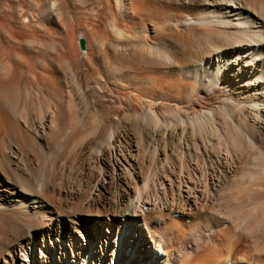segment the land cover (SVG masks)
<instances>
[{
    "label": "rangeland",
    "instance_id": "rangeland-1",
    "mask_svg": "<svg viewBox=\"0 0 264 264\" xmlns=\"http://www.w3.org/2000/svg\"><path fill=\"white\" fill-rule=\"evenodd\" d=\"M108 1L112 10L118 13L119 10L114 7L115 1ZM164 1L159 2L163 6L174 8L176 14L180 13L179 15L183 16L180 22L170 19H165L168 22H163V18H161L162 21L160 19L153 21L145 17L143 21L145 23H137L142 17H136L132 11L126 16L127 18L124 17L122 24L126 27L141 24L136 27L139 31L141 29L140 34L148 32L147 35L157 42L156 45H163L170 52L174 51L172 55L183 61H190V58L195 56L196 52L199 53V50L197 47L181 48V33L185 37L191 35L189 38H195L198 33L204 35L207 33L203 28L201 30V25L194 22L193 14L198 10L202 12L206 6H201L199 0H196L197 2L194 0L193 4L196 3V7L194 10H189L186 6L181 7L180 4H176L175 0L170 1L172 4L168 5ZM243 1L250 10L252 1ZM1 3L3 6H1L2 9L0 8L1 22L5 20L14 28L19 27L20 30L26 28L25 32L32 31L31 36L34 33L31 38L29 37L28 43L26 41L24 43L28 45L26 52L37 55L39 52L46 51L45 53L48 54L45 59H41L40 64L38 61V70H47L48 74L52 71L55 74L59 70L56 75H61V79L65 82L70 77L66 55L68 53V56L76 55V64L79 63L76 67L78 76L75 82L73 80L66 82L67 89H71L72 100H70L75 104L73 115H71L69 98L65 96L66 94L62 97L64 99L62 123L55 113L57 109L55 100L52 98L47 100L40 96L36 98L33 95L32 104L22 98L28 107V113L24 115L26 118L21 120L18 116L19 118L17 117L14 121L18 122L15 124L18 127L21 126L25 133L26 138H23L22 143L8 137L7 132L0 130V143H2L0 146H3L0 147V179L8 180L10 191H12V194L5 196L0 189V215L5 214L8 220L13 221V213L21 214L19 209L26 212L33 211L31 201L35 200V210L39 211L43 217L37 219L39 227L26 226L17 230L20 236L24 235L23 250L28 257L30 256L32 264H112L113 261L115 264H123V262L144 264L150 259L154 264L156 257L151 254L153 249L148 244L161 246V250L168 257L161 256L168 259L169 264L174 261V264H180L182 256H189L191 261L209 254L211 251H208V247L206 251L201 247L203 243L210 246V249L216 250L217 258L215 257L212 264L216 262L225 264L227 260L228 264L232 262L233 264L238 262L259 264L264 260V258L262 260L258 258V262L256 259L258 252L254 249L255 240L252 236L255 233L263 232L264 234L262 231L264 189L261 186L257 188L256 185H252L253 190L250 195H253H249L250 198L245 197V203L236 208L233 205L235 203L232 204L236 197L232 194L241 186L240 180L245 177L248 179L244 172L248 168L260 172L256 174L257 177L249 181L254 184L258 181H260L258 183H264V135L258 136L252 144L253 147L251 146L248 153L240 159L237 153L228 151L227 154L223 145V138L228 127V124L224 123L225 119H229L228 122L232 124L235 123L231 122L224 107L221 109L224 112L222 114H226V118L217 119V122L214 120L213 125L211 124L214 122L205 124L203 121L206 126L203 125L201 130L196 128L195 131L194 127L192 129L193 125L191 126L188 121V117L203 110L202 106H206L208 110L217 106L216 109L219 111L222 99L234 100L233 92L236 93L237 89L239 90L237 85L239 82H231L233 88L229 87L227 78L231 80L234 78L227 73L232 70L224 71L225 73L219 72L216 83L208 87L202 78L200 79L199 74L208 67L204 57L199 61L191 62L192 64L179 66L180 71H188L189 84L175 89L173 100L159 98L155 101L157 102L155 114L157 113L159 122L152 124L150 118L144 114L143 105L137 102V97H142L137 87L146 84L141 82L142 73L124 71L122 66L113 64L114 69L118 68L117 70L121 72L112 74V62L109 61V65L106 66L103 61L106 58L101 57L105 53L108 57L110 54L103 37L109 32L106 17L100 13L103 0H1ZM186 13L192 17L187 24H183L182 21L187 17ZM253 20L254 18L250 20L252 22L244 24H255ZM235 22V19L230 21V23ZM33 29L38 31L33 32ZM262 29V26L257 29L251 27L253 32ZM218 30L220 29H213L214 32ZM225 30L228 29H224L226 33ZM229 30L234 31L233 28ZM157 34L163 38L161 42L157 41L160 38L155 36ZM79 38L84 40V48H80ZM230 47L222 48V54L229 58L234 56L236 49ZM262 49L264 50V44ZM98 52H100L99 55ZM213 57L214 55H211V58ZM90 58L96 64H93ZM261 61H264V55ZM4 68L0 66V77H3L6 72ZM162 69L163 73H176L178 70H173L172 67ZM195 71L198 73L196 77L190 78V75L196 73ZM64 76H67L66 80ZM133 76L136 79H133ZM27 83L34 89L36 86L39 87L38 90L41 89L44 93L47 90L48 92L57 90L50 85L39 86L31 77H28ZM249 88V92H252L253 87ZM134 96L136 98H133ZM154 97L156 98L157 95ZM170 109L177 112V115L181 113L179 118H182L180 123L177 121L173 129L172 124H167L172 119L169 117L171 114H165L169 113ZM18 140L21 139L18 137ZM21 178L28 184L22 183ZM227 198L229 201L232 200L231 207L227 203L229 201L226 202ZM125 206L136 208L137 212L141 211L142 214L139 218L142 220L145 239L143 235L140 237L139 246L142 248L137 250L135 248L131 251L132 245L126 240L127 229L123 226L125 221L121 216ZM175 214H179V217H175ZM184 217L190 218V222H185ZM244 218L246 228H243L240 222ZM194 221H197L196 224ZM186 226H191L192 229L189 230ZM11 227L6 226L3 230L0 229L4 231L5 234L3 233L2 237L5 236L6 241L15 237L16 231ZM228 227H232L230 233L228 232L230 241L227 240L225 244L223 242L226 240L223 241L217 234ZM132 231L136 237L138 233H135V229ZM237 235L246 237L238 245L235 239L241 237ZM191 249L194 250L193 253L189 252ZM240 257L243 260H240ZM15 258L18 260V257ZM6 260L11 264L10 256Z\"/></svg>",
    "mask_w": 264,
    "mask_h": 264
},
{
    "label": "bare ground",
    "instance_id": "bare-ground-1",
    "mask_svg": "<svg viewBox=\"0 0 264 264\" xmlns=\"http://www.w3.org/2000/svg\"><path fill=\"white\" fill-rule=\"evenodd\" d=\"M100 1H102V0H100ZM114 1H115L114 7H116V9L119 10L118 13H115L112 10V7L110 6L108 0H103L102 11H100L101 14H104L103 16L106 17L105 20H107V22H108L109 32L104 34L103 37H104V41H105V43H106V45L110 51V54L107 52L109 54V57L106 53L103 54L101 57L106 58V60L105 59L103 60V61H105L104 63L106 66L109 65V61H110V62H112V65L114 64L116 66H122V70H124V71L128 70L131 72L142 73L143 80L141 79V82L143 81V83H146V84L145 85L141 84V86L137 85L138 86L137 87L138 92H139L140 96H142L141 98L137 97V102H139L141 105H143V107L145 109L144 114L150 118L152 124H153V122L155 124H158V122H159L158 116L156 115L157 113L155 114V112H157L155 109L157 102L155 103V101L159 98L165 99V100H173L174 94H175V89H177L178 87H185L189 84V82H188V78H189L188 71H186V72L182 71V70L180 71V69H178L179 66L186 65V64L191 63V62L199 61L201 58L204 57V59L207 62L208 67L205 70L201 71V73H199V74H200V79L202 78V81H204L205 84L208 85V87L209 86L211 87L212 83L213 84L216 83V78H217V75L219 74V72L232 70V71L228 72L227 74L231 75L234 78V80H231L228 77L227 83H229V85H230V86L229 85L228 86L231 87V84H230L231 82H234V81H236V83H237V81L239 82V84H237L239 87V90L237 89L236 93L233 92L235 94L234 100L222 99L221 106H219V108H218L219 111L216 109L217 106L216 107L214 106V108H212L210 110H208L206 106H202L203 110H199L198 114H194L192 117H188V121H189V123H191L190 124L191 126L193 125L192 129L194 127V130L196 131V128L198 130H201V127H203V125H205L207 123L209 124L210 122L212 123V122H214V120L216 121L217 119H225L226 114H228L231 122H233V123L235 122V123L232 124V123H230V121L228 122L229 119L228 120H227V118L225 119L226 121L224 123L226 125L228 124V127H227V133L223 138V141H224L223 145H225L224 148L227 151V154H228V151H231L232 153L233 152L237 153V157L239 156L240 159H242L243 155L245 153L246 154L248 153L247 151H249L250 147L255 142L257 137L258 136L261 137L262 135H264V61L263 62L261 61V57L264 55V53H263L264 50L262 49L263 44H264V0H251L252 1V7L250 10L244 4L243 0H199V3H200L199 5L206 6V7L202 10V12H200L199 10L196 11V9H195L196 12L193 11V12H195V13H193L195 18L194 17L193 18H194V22H197V24L201 25L200 26L201 30L203 28L205 30V32H207V33H205V35L198 33L195 38H189V36L191 37V35H189L188 37H185V35H182L183 33H181V38H182L181 39L182 42L180 41L181 42V45H180L181 48L183 47V48L190 49V48H196L197 47V49L199 50V53H197V52L195 53V49H194V53H195L194 55L195 56L191 57L190 61H183V59H180L179 57L172 55V53L174 54V51L172 50L173 52H170L169 49H166L165 46H163L162 44H161L162 46L156 45L157 42L152 40L147 35L148 32L144 33V34H142V33L140 34L141 29L139 31V29H136V27L140 26L141 24H138V26L128 25L127 27H126V25L124 26V24H122L124 17L128 16L129 12L132 13V11L134 12V15H136V17H139V18L142 17L141 21H137V23H141V22L145 23V22H143V21H145V17L150 18V20H153V21L155 19L158 21L159 19L161 20V18H163L162 19L163 22L164 21L168 22L169 19L174 20V21L177 20L178 22H180V20H182L183 16L181 17V15H179L180 13L176 14L174 12V8L171 9L170 6L161 5L159 2L160 0H158V1L157 0H114ZM170 1H172V0H166L164 2L166 5H168V4H172ZM175 1H176V4H180L181 7L186 6V8L189 10H194V8L196 7V5H195L196 3L193 4L194 0H175ZM105 2H107L108 4H106ZM191 4H193V5H191ZM1 6H2V3L0 0V8L2 9L3 6L2 7ZM197 6H198V4H197ZM99 7H98V9H99ZM107 10H108V13H106ZM121 10L123 12L120 13ZM99 16H100V14H99ZM190 17H192V16H188V14H187V17L184 19V21H182V23L187 24V22L191 19ZM247 17H249V18H247ZM252 18H254L253 23H255V24H251V25L250 24H247V25L244 24V23L252 22V21H250V20H252ZM165 19H168V20H165ZM234 19L236 20V22L230 23V21L234 20ZM245 19L247 22L245 21ZM6 22H5V20L3 22H1V19H0V66L2 65L5 67L4 69H6V72L3 75V77H0V130H3V132H7L8 137L14 138L15 141H17V142L20 141L22 143V140L25 137V133L20 128L21 126L18 127V125H16V124H18V122L16 123L14 121L18 116L22 120L25 117L24 115L28 113V107L26 106V104L30 103V102L32 104L33 95H35V97L40 96L41 98H44V99L46 98L47 100L49 98H52L53 100H55L56 103H54V102L53 103L56 104L57 109L56 110L54 109V110H55V113L57 115V118H59V121L61 120V123H62L63 118H64V113H63L64 112L63 111L64 110V107H63L64 106V102H63L64 99L62 98L63 94H66L65 96L69 98L68 102L70 103L69 109H70L71 113L75 112L74 111L75 104L73 101H71L72 100L71 99V91H70L71 89H67L68 85H66L67 84L66 82L68 80H73L75 82V80L77 79L76 76H78V75H76L77 74V68L76 67L78 66L79 63L76 64V57H75L76 55H74V56L69 55L68 56L69 53L67 52L68 54L66 56L68 59L66 60V62H67L69 69H70V72L68 71L70 74L69 75L70 77L65 82L61 79V77H60L61 75H56V74H58L59 70L57 73L55 72V74H54V71H52V73L48 74L47 70H44V71L38 70L37 69L38 61L40 64L41 59H45V56L47 57L48 54L45 53L46 51L45 52L42 51L41 53L39 52L37 54L39 56H37V55H31V53L26 52V49H28V45L26 46L24 43H25V41H26V43H28L29 37L31 38L34 33L31 36L30 32H32V31L29 32L27 30V32H25L24 29H26V28H23V30H20L19 27L16 29V27L14 28V26H12V24H10L8 22L6 23ZM129 22H132V21H129ZM159 23H160V21H159ZM161 24H163V23H161ZM249 26H250V28H249ZM259 26H262L263 29L258 30L257 32H253L251 30V27H254L255 29H257ZM194 28H196V27H194ZM214 28H215V30H216V28H218L220 30L214 32L213 31ZM231 28H233L234 31L229 30ZM224 29H228L227 31L225 30L226 33L224 32ZM37 31L36 30L34 31V29H33V32H37ZM196 31H198V30H196ZM103 33H105V32H103ZM35 36H37V35H35ZM155 36L157 38L160 37L157 41L161 42V39H163L158 34ZM100 39L101 38H99V40ZM38 40H35V41H38ZM212 40H214L215 42L213 41V44L211 45L210 43H212L211 42ZM41 41H43V40H41ZM32 42H34V41H32ZM30 43H31V41H30ZM98 43H99V41H98ZM105 43H103L104 47H106ZM164 43H165V41H164ZM31 44H33V43H31ZM43 44H45V43L43 42ZM158 44H159V42H158ZM205 45L207 47H205ZM32 46H34V45H32ZM89 46L90 45H88V47ZM230 46H232V47H230ZM23 47H25V48H23ZM229 47L230 48H234V47L236 48L234 56L231 58L224 56L222 54V48L227 49ZM36 49H34V50H36ZM260 49H262V50L259 51ZM106 50H104V52ZM36 51H38V50H36ZM99 53L100 52H98V55H99ZM175 54H176V52H175ZM211 55H214V57L211 58ZM62 58H63V56H62ZM62 58H60V60ZM90 60L92 62H94L91 58H90ZM187 60H189V59H187ZM66 62H65V64H66ZM92 62H91V64H92ZM83 64H85V63H83ZM93 64H96V62H94ZM53 65L54 64H52V66ZM114 65L111 67L112 70L110 69L113 72V73L112 72L111 73L117 74V73L121 72L120 70H117L118 68L114 69L115 68ZM42 67H44V66H42ZM42 67H41V69H42ZM163 67H167V68L172 67L173 70H177V69L178 70L176 73L175 72L163 73V71H162ZM66 68H67V66H66ZM248 68H251V69H248ZM61 69H62V67H61ZM254 69H255V71H254ZM2 71H3V69H2ZM87 71H89V70H87ZM213 71H214V74H212ZM84 74H85V72H84ZM197 74L198 73L196 72L194 75L193 74L190 75V78L191 77L195 78ZM28 77H31L32 80H35L39 86L50 85L53 88L56 87L57 90L56 91L53 90L52 92H48V90H47V92L44 93L41 89L38 90L39 87H37V86L34 89V88H32V86H29V84L27 83ZM86 78H88V77H86ZM64 79L66 80L67 76ZM133 79H136V78H134V76H133ZM126 80H127V77H126ZM123 81H125V80H123ZM189 81H190V79H189ZM249 87H253L252 92H249V89H250ZM231 88H233V87H231ZM37 92H38V94H37ZM23 93H24V97H23ZM155 95H157L156 98L154 97ZM22 98L26 99V102H27L26 104L24 101L25 99L22 100ZM133 98H136V97L134 96ZM47 106H49V105H47ZM49 107L51 108V106H49ZM221 107H224V109L226 110L225 115L222 114L224 112H222L223 109H221ZM170 110L168 111L169 113L166 112L165 114L166 115L171 114L169 117L172 119L170 122H167V124H172L173 127L171 126V128L173 129L174 125L175 126L177 125V123H178L177 121H179V123H180V121H182L181 120L182 118H179V115L181 113L177 115V112L175 113L173 110H171V111ZM49 111H51V110H49ZM51 112H53V111H51ZM73 113L71 115H73ZM145 115H144V117H145ZM144 121H146V120H144ZM203 121L205 122V124H203ZM218 121H221V120H218ZM213 124H215V122L212 123L211 125H213ZM196 125H197V127H195ZM18 137L21 140H18ZM207 140H209V139H207ZM260 140H262V139H260ZM0 144H2V143H0ZM19 145H20V143H19ZM0 147H3V146H0ZM231 155H233V154H231ZM233 156H236V154ZM259 158H260V155H259ZM234 159H236V158H234ZM244 172H245L246 176H248V179H247V177L241 179L242 181L240 180V182L242 183L241 184L242 187L240 186L241 188L240 187L236 188L237 190L238 189L239 190L238 191L235 190L236 192L234 194H232V195L236 196L235 199L233 197L235 202H233L231 200L232 204L235 203V204H233L235 208L239 207V205L245 203V200H246L245 197H248L251 193V190H253L251 188L252 185H256L255 187H257V188L261 186L264 189V187H263L264 183L263 182L258 183V182H260V181H258V182H255L257 184H254L252 181H249L250 179L251 180L254 179V177L258 173L257 171H255V170L253 171V170H250L248 168ZM20 181L22 183H26L25 179L21 178ZM26 184H28V183H26ZM0 189L3 192V195H5V196L7 194H9V195L12 194V191H10V185H9L8 180L7 181L6 180L1 181V179H0ZM235 194H238L239 196H237ZM252 195H250V196H252ZM262 195L264 196V193H262ZM250 196H249V198H250ZM224 199H222V200H224ZM229 199H230V197H229ZM229 199L227 198L226 202L229 201ZM231 201L227 202L230 204V207H231V203H230ZM31 202H32L31 207L33 208V211L26 212L22 209H19L22 216H20L21 214H19L18 211H17L18 213H13L12 214V216L14 217L13 221L8 220L6 218L5 214L0 215V229L3 230L6 226H12L11 229L16 231L14 239H10L7 241H6L5 236H4V238L2 237L4 231H0V264H9V263H7V260H6L8 256H10L12 259L11 264H32L30 256L28 257L23 250V248H25L24 247L25 243L23 244V242H22L24 239V235L20 236L19 231L17 232V230H19L20 228L26 227V226H30L31 228L38 226L37 221L39 219L43 218V217H41V213L39 211L35 210V203H36L35 200H32ZM222 202H224V201H222ZM227 203H226V205H227ZM5 205H8V204H5ZM262 207H264V204ZM262 207H261V209H263ZM153 208H157V206H153ZM150 209H152V208H150ZM233 209H231V210H233ZM158 210H159V208H158ZM137 211L138 210L136 208H131V207L125 206L124 212L121 214L122 219L125 221L123 226L127 229V231H126L127 239L126 240H127V242H130L132 245L131 251L134 250L135 248H136V250L138 248H142L141 246H139V240H140V237L142 235H143V238L145 239V231L142 229V227H143L142 226L143 225L142 220H141V218H139L141 211H140V213H138ZM175 215L178 216V214H175ZM156 216H154V217H156ZM157 218H158V216H157ZM245 218L241 219V221H240L241 224L243 225V228H246V226H245V223H246L245 220L246 219ZM185 220L187 222H189V218H186ZM248 220L249 219L247 218V222H248ZM196 222L194 224H196ZM232 223H233V221H232ZM186 227H187V229L189 228V230L192 229L191 226L190 227L186 226ZM229 227L220 231V233L217 234V235L222 237L223 241H224V239L226 240L223 242L225 244H226L227 240H229L228 232L230 233V230L232 228V227L231 228H229ZM193 228H194V226H193ZM208 228H209V224H208ZM28 229H30V228H28ZM133 229H135V233H138L136 235V237L133 235V231H132ZM170 229H172V227ZM262 231H264V227H263ZM189 233H191V232L189 231ZM251 233H253L252 229H251ZM165 234H163V235H165ZM261 234H263V232ZM261 234L255 233L254 235H252L253 240H255L253 243L255 247L254 246L253 247H254L255 251L258 252V254H257V252H255V254H257L256 255L257 260H258V258H261L259 260H262V258H264V234L263 235H261ZM182 235H184V233ZM239 235H237V237ZM124 236L125 235H123V237ZM187 236H189V234ZM182 237H184V236H182ZM239 237H241V236H239ZM244 237L245 236L241 237L240 239L236 238L235 240H237L238 242L235 241V243L237 242V245H238V243L241 242V240ZM150 240L153 241V239H150ZM197 241L199 242V240H197ZM192 245H196V244L193 243ZM217 245H218V243H217ZM148 246L154 250V252H153V250H151V254L156 257L154 264H169V260L164 259L161 256V255L167 256V254L163 250H161V248H162L161 246H159L157 244H154L153 246H151V244H148ZM201 247L205 248L204 249L205 251H206V248L208 247L207 248L208 251H211V252H209V254L206 252L207 254H205V256H203L204 258L201 257V258L191 260V261H190L191 258H189V256H186V257L182 256L183 259L181 260V258H180V264H212V262L215 261V257H216L215 251L216 250L210 249L209 248L210 246L206 245L205 243H203L201 245ZM233 247H234V245H233ZM195 248H197V246H195ZM216 248H219V247H216ZM193 251H194L193 249L189 250V252H191V253H193ZM249 251H250V249H249ZM202 254H203V252H202ZM242 254H243V252H242ZM115 255L116 254H114V256ZM15 257H18V260ZM206 257H208V258H206ZM126 260H128V258H126ZM240 260H243V259H241V257H240ZM259 260H258V262H259ZM236 261H238V260H236ZM262 261H264V260H262ZM262 261H261V263H262ZM151 262H152L151 259L146 261L147 264H152ZM228 262L229 261L227 260V262L225 264H228ZM243 262H245V261H243ZM146 263L144 262V264H146ZM174 263H175V261L172 264H174ZM234 263H235V261H234ZM261 263L259 262V264H261ZM112 264H115L114 261L112 262ZM123 264H126V262H123ZM215 264H218V263L216 262ZM229 264H233V262L229 263ZM237 264H240V263L238 262ZM263 264H264V262H263Z\"/></svg>",
    "mask_w": 264,
    "mask_h": 264
},
{
    "label": "water",
    "instance_id": "water-1",
    "mask_svg": "<svg viewBox=\"0 0 264 264\" xmlns=\"http://www.w3.org/2000/svg\"><path fill=\"white\" fill-rule=\"evenodd\" d=\"M79 46H80V48L85 47L84 40L82 38H79Z\"/></svg>",
    "mask_w": 264,
    "mask_h": 264
}]
</instances>
